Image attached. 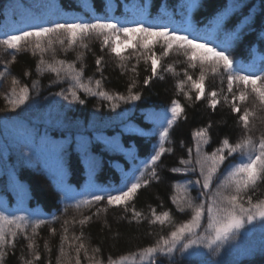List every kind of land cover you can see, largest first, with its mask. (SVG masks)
Segmentation results:
<instances>
[{
	"label": "trees",
	"instance_id": "trees-1",
	"mask_svg": "<svg viewBox=\"0 0 264 264\" xmlns=\"http://www.w3.org/2000/svg\"><path fill=\"white\" fill-rule=\"evenodd\" d=\"M210 208H264V0H0V264H264Z\"/></svg>",
	"mask_w": 264,
	"mask_h": 264
},
{
	"label": "rangeland",
	"instance_id": "rangeland-1",
	"mask_svg": "<svg viewBox=\"0 0 264 264\" xmlns=\"http://www.w3.org/2000/svg\"><path fill=\"white\" fill-rule=\"evenodd\" d=\"M131 31L134 29H125L121 30L119 33H116L111 40L112 51L114 53H121L131 46V40L133 35ZM153 66H156V62L153 61ZM76 193H80L79 188H74ZM207 220V239L208 243L212 245L213 243L219 242L225 238H228L232 233L241 232L243 234L249 233L254 224L257 221L264 219V208L259 210L254 216L240 217L238 215L229 213H221L215 209L210 208ZM192 233H195L197 230L196 224L189 228ZM182 242L180 238H176L173 243L169 246L168 251L172 252L173 250L179 247V244ZM193 243H188L190 245ZM185 254H190L192 251L190 246L183 247ZM154 255L153 252H146L139 258H124L119 260L117 264H143L152 258Z\"/></svg>",
	"mask_w": 264,
	"mask_h": 264
}]
</instances>
